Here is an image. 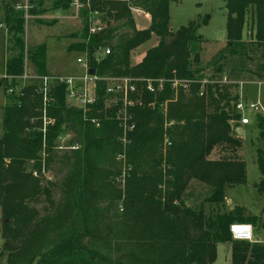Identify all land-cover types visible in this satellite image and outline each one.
I'll return each instance as SVG.
<instances>
[{
	"label": "trees",
	"instance_id": "trees-1",
	"mask_svg": "<svg viewBox=\"0 0 264 264\" xmlns=\"http://www.w3.org/2000/svg\"><path fill=\"white\" fill-rule=\"evenodd\" d=\"M170 1L79 0L82 28L69 35L75 39L69 49L84 52L99 77H128L134 86L128 94L133 104L124 107L105 93L107 82L98 81L96 102L85 109L67 102L65 84L53 86L46 102L37 81L14 88L25 60L37 75H47L45 44L25 46V14L66 10L74 0H27V11L16 7L19 0L2 1L7 56L0 236L7 264H211L219 242L230 243L231 264H264V242L234 240L229 233L230 224L256 228L259 218L244 215L240 206L220 211L226 188L246 180L245 162L236 157L242 146L235 134L238 90L253 79L264 81V0H223L226 45L205 67L200 24L171 30ZM132 8L150 16L148 28H135ZM94 12L101 28L91 33ZM248 19L250 35L243 40ZM119 22L132 32L113 43ZM152 36L156 45L132 63L131 52ZM106 47L110 52L96 59ZM124 108L132 130L117 118ZM256 125L264 138V116ZM66 132L71 138L59 155ZM215 149L220 158H210ZM119 156L126 166L121 186L115 181ZM52 164L67 166L57 201L56 183L44 178ZM257 165L263 187L260 150ZM191 181L208 188L196 205L185 197ZM40 199L47 205L42 211Z\"/></svg>",
	"mask_w": 264,
	"mask_h": 264
},
{
	"label": "rangeland",
	"instance_id": "rangeland-1",
	"mask_svg": "<svg viewBox=\"0 0 264 264\" xmlns=\"http://www.w3.org/2000/svg\"><path fill=\"white\" fill-rule=\"evenodd\" d=\"M2 1L0 0V135L2 134V108L5 105V85L4 81V62L7 56L6 51V30L2 23ZM24 1V2H23ZM20 5H24L23 11L31 8L25 0H19ZM27 6V7H26ZM81 4H73L66 10H58L55 16L54 11L46 10L41 14L30 15L25 14V46L31 47L33 45L44 43L46 46V74L49 76H78L84 73V68L77 63L76 59L87 58L86 54L81 51L70 50L69 45L75 41L69 35L76 33L82 28V20L80 16ZM140 9V8H138ZM132 17L135 28H147L149 21H147L146 11L141 9V12H133ZM149 16V15H148ZM150 17V16H149ZM226 18L227 10L223 0H171L169 3V27L175 31L180 26L186 25L189 21H195L200 24L197 33L202 35L203 43L201 44V64L202 66L209 65L212 60L226 45ZM92 20L97 18L91 15ZM94 20V21H95ZM93 21V23H95ZM92 23V24H93ZM93 26V25H92ZM117 26L116 37L113 43L116 42L117 37L121 34H129L132 29L125 23H114ZM250 21L247 20L242 33V39L247 40L250 35ZM158 42V38L152 36L147 42L143 43L137 49L131 52V62L136 63L141 59L147 49L153 47ZM109 48V47H106ZM106 48L96 51L95 56H104ZM110 49V48H109ZM25 71L29 75H37L33 65L27 60ZM212 68L208 69L211 74ZM34 79V78H32ZM20 77L16 80V90L20 88L25 82ZM257 79H253L239 87V101L243 104V109L239 110L242 117L249 119L248 124H241L243 135L240 136L242 146L237 152L239 159L245 162L246 180L245 183L227 187L225 190V205L220 208V211L233 210L235 206L243 208L244 215H253L258 219L257 227L254 228V240L264 242V186H260L262 175L258 170L257 165V150H260L264 157V138L259 136V129L256 125V117L263 116L262 108L264 109V86L257 85ZM263 81V80H260ZM8 83L10 80L8 79ZM9 90V89H8ZM118 99H114L117 101ZM113 101V99H112ZM110 101V102H112ZM260 105L251 107L250 104ZM122 106L124 104L122 103ZM123 109L117 110V118ZM125 130H132L133 125L128 124L124 126ZM71 138V134L63 133L59 138V145L62 149L58 150V154L62 155L66 152V145ZM222 153L218 150H213L210 158H220ZM229 157L233 155H227ZM121 174L115 178L116 184L121 186L123 184V177L126 171V166L122 158H116ZM30 168V167H29ZM67 172V166L52 164L48 170L44 172V178L56 183L53 188V199L58 200L60 197L59 186L63 176ZM43 173L42 169L36 171L33 176L37 177ZM208 188L197 181H191L186 192L185 197L188 205L199 204L207 195ZM47 207L45 201L40 199L37 203V208L42 211ZM0 228H1V212H0ZM2 240L0 236V264H7L6 253H2ZM231 245L229 242H219L217 244V257L215 262L211 264H231Z\"/></svg>",
	"mask_w": 264,
	"mask_h": 264
},
{
	"label": "built area",
	"instance_id": "built-area-1",
	"mask_svg": "<svg viewBox=\"0 0 264 264\" xmlns=\"http://www.w3.org/2000/svg\"><path fill=\"white\" fill-rule=\"evenodd\" d=\"M27 3V0H25ZM24 2V1H23ZM79 4V0H74L73 4ZM72 4V5H73ZM28 6V4H27ZM26 6V7H27ZM17 8L24 9V5H20L19 2L16 4ZM97 13L94 12L93 16L96 17ZM95 20V19H94ZM92 20L90 23L89 31L91 33H95L100 30L101 23L98 19L95 21ZM93 21L95 23H93ZM93 23V24H92ZM93 25V26H92ZM110 52L109 48H106L105 54ZM98 59V57H96ZM25 60V64H26ZM77 63H79L84 68V73L78 76H49V75H29L26 73L24 69V73L20 77L23 81L26 79H30L29 81H37L39 84L38 90L42 94L43 101H47L48 92L51 91L52 87L57 84H65L67 87L66 91V98L67 102L73 106L78 108L85 109L88 105L94 104L97 99L95 84L98 81L105 80L107 82V86L105 89V93L110 96L111 100L118 99L122 100L124 107L127 105H132L133 101L128 99V94L130 91L134 90V86L132 85V79L128 77H99L95 73L89 74L88 71L90 69L88 59L87 58H77ZM26 67V65H25ZM5 77V76H4ZM18 77H14V79H18ZM9 80L13 79V77H8ZM34 78V79H32ZM257 85L264 86V81H257ZM150 89V88H149ZM256 105H260L257 101L256 104H250L251 107H255ZM262 108V115L264 116V109ZM237 109H243L242 102H238ZM124 112H121L118 116L119 120L122 121L125 125L126 116H125V108L123 109ZM92 122H96L95 119ZM241 124H248L249 119L247 117H242L240 120ZM98 125V124H97ZM59 148H62L59 146ZM229 233L234 240L239 241H254V228L251 224L248 223H237L234 222L229 225Z\"/></svg>",
	"mask_w": 264,
	"mask_h": 264
},
{
	"label": "crops",
	"instance_id": "crops-1",
	"mask_svg": "<svg viewBox=\"0 0 264 264\" xmlns=\"http://www.w3.org/2000/svg\"><path fill=\"white\" fill-rule=\"evenodd\" d=\"M133 9H135V10H133V12H138V13H140L141 12V9H138V8H133ZM54 13H55V16L54 17H57V15H56V13H58V11H54ZM147 21H149V24H148V26L150 25V17L147 15ZM148 26H147V28H148ZM138 29H142V28H138ZM145 29V28H144ZM141 58H142V56H141ZM141 60V59H140ZM139 60V61H140ZM138 61V62H139ZM137 62V61H136ZM254 236H256V234L254 233ZM216 257H217V247H216ZM216 260V259H215ZM215 262V261H214Z\"/></svg>",
	"mask_w": 264,
	"mask_h": 264
},
{
	"label": "water",
	"instance_id": "water-1",
	"mask_svg": "<svg viewBox=\"0 0 264 264\" xmlns=\"http://www.w3.org/2000/svg\"><path fill=\"white\" fill-rule=\"evenodd\" d=\"M88 73L89 74H93L94 73V70L92 68H90L89 71H88ZM235 134L238 137L242 136L243 135V129L240 126L236 127L235 128Z\"/></svg>",
	"mask_w": 264,
	"mask_h": 264
}]
</instances>
